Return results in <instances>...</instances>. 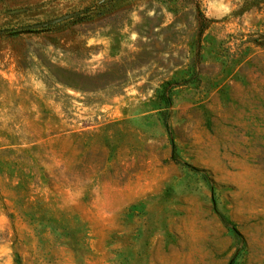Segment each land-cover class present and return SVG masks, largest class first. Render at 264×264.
<instances>
[{"label":"rangeland","instance_id":"374dc122","mask_svg":"<svg viewBox=\"0 0 264 264\" xmlns=\"http://www.w3.org/2000/svg\"><path fill=\"white\" fill-rule=\"evenodd\" d=\"M0 264H264V0H0Z\"/></svg>","mask_w":264,"mask_h":264},{"label":"water","instance_id":"95a60500","mask_svg":"<svg viewBox=\"0 0 264 264\" xmlns=\"http://www.w3.org/2000/svg\"><path fill=\"white\" fill-rule=\"evenodd\" d=\"M81 14H83V12H77V13L69 14V15H66V16H64L62 18L57 19L55 22L56 23H62V22H65L67 20H70L72 18L78 17Z\"/></svg>","mask_w":264,"mask_h":264},{"label":"trees","instance_id":"16d2710c","mask_svg":"<svg viewBox=\"0 0 264 264\" xmlns=\"http://www.w3.org/2000/svg\"><path fill=\"white\" fill-rule=\"evenodd\" d=\"M203 20H204L203 22H205L206 19L204 18ZM203 26H204V25H203Z\"/></svg>","mask_w":264,"mask_h":264}]
</instances>
